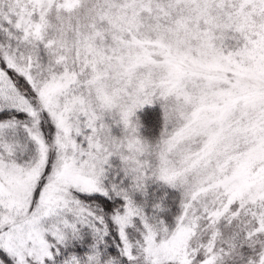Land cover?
<instances>
[{
  "label": "snow or ice",
  "instance_id": "6c2138e0",
  "mask_svg": "<svg viewBox=\"0 0 264 264\" xmlns=\"http://www.w3.org/2000/svg\"><path fill=\"white\" fill-rule=\"evenodd\" d=\"M0 264H264V0H0Z\"/></svg>",
  "mask_w": 264,
  "mask_h": 264
}]
</instances>
